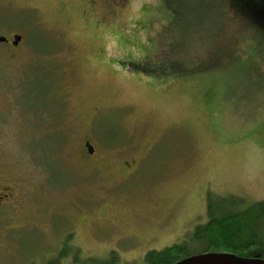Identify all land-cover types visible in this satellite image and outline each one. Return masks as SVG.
Instances as JSON below:
<instances>
[{
    "label": "rangeland",
    "instance_id": "1",
    "mask_svg": "<svg viewBox=\"0 0 264 264\" xmlns=\"http://www.w3.org/2000/svg\"><path fill=\"white\" fill-rule=\"evenodd\" d=\"M91 1L0 0V264H145L207 222L209 192L264 201V0H226L238 61L171 77L133 65L170 44L206 63L200 0Z\"/></svg>",
    "mask_w": 264,
    "mask_h": 264
},
{
    "label": "trees",
    "instance_id": "2",
    "mask_svg": "<svg viewBox=\"0 0 264 264\" xmlns=\"http://www.w3.org/2000/svg\"><path fill=\"white\" fill-rule=\"evenodd\" d=\"M164 0L159 2L165 6ZM193 5L191 12L195 19L193 23L197 28L206 27L204 32L205 39L210 42V51L207 50L209 59L206 63L203 61H190L184 55L177 53L176 47L163 45L162 52L158 48V52L153 51L148 56V60L138 62L133 65L137 71L149 76L171 77V75L193 74V72L202 73L204 70H210L219 66L221 68V57L227 62L238 61L235 59L234 50L221 53V49L217 45L220 41L222 32L226 29V0H200ZM166 14H174L175 10L171 5L165 6ZM165 14V12H164ZM259 32L264 36V11L255 18ZM198 38L201 35H197ZM160 39V37H159ZM160 41L158 40V44ZM206 44H203L206 45ZM220 44V42L218 43ZM197 46V45H196ZM203 46L200 48L202 49ZM197 51L192 55L199 52ZM173 54V55H172ZM207 56V55H206ZM160 57V59H159ZM197 59L202 58L196 56ZM159 59L158 64L156 60ZM191 63V64H189ZM204 66H202V64ZM198 65L197 67L194 65ZM204 69V70H201ZM62 110V108H61ZM61 115V111L55 109L50 119L53 120ZM207 222L197 225L193 232L187 235L186 240L178 244L167 246L164 249L149 250L144 257L145 264H174L179 260L190 257L192 255H200L201 253H231L242 257L264 258V201H254L249 203L244 198L236 195H216L209 192L207 196ZM77 251V249H76ZM59 257H64V252L59 253ZM59 260L52 259L45 264H59ZM118 255L112 252L106 260H102L99 264H118Z\"/></svg>",
    "mask_w": 264,
    "mask_h": 264
},
{
    "label": "water",
    "instance_id": "3",
    "mask_svg": "<svg viewBox=\"0 0 264 264\" xmlns=\"http://www.w3.org/2000/svg\"><path fill=\"white\" fill-rule=\"evenodd\" d=\"M22 41V36L15 34L12 40L13 45L18 46ZM8 42L4 35H0V44ZM88 149L92 150L91 145H87ZM174 264H264V258L257 257H242L236 254L227 252L223 253H201L200 255H192L190 257L179 260Z\"/></svg>",
    "mask_w": 264,
    "mask_h": 264
},
{
    "label": "flooded vegetation",
    "instance_id": "4",
    "mask_svg": "<svg viewBox=\"0 0 264 264\" xmlns=\"http://www.w3.org/2000/svg\"><path fill=\"white\" fill-rule=\"evenodd\" d=\"M92 1H96V0H92ZM110 1L112 2V1H123V0H110ZM7 39H8V42H6V43H9L10 39L8 37H7ZM98 113H99V109H96L93 114L96 115ZM88 144L92 146V150L88 149V147H87L86 151L89 153V155L91 157H93L95 155L96 151L94 149V146L89 141H86L85 145L87 146ZM132 161H133V163L127 162L126 160H124L122 162L121 172H123L124 175H131L134 172V170L137 169L136 161L133 159H132ZM14 190L15 189L11 186L0 187V207L7 206V205L11 204L10 202H12V200H14L16 197Z\"/></svg>",
    "mask_w": 264,
    "mask_h": 264
}]
</instances>
